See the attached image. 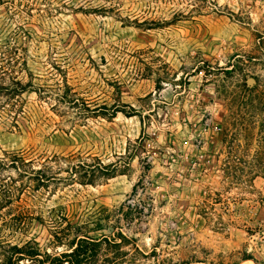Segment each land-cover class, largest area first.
<instances>
[{"label":"rangeland","instance_id":"obj_1","mask_svg":"<svg viewBox=\"0 0 264 264\" xmlns=\"http://www.w3.org/2000/svg\"><path fill=\"white\" fill-rule=\"evenodd\" d=\"M5 50L39 93L0 96V155L53 176L18 195L30 217L6 239L123 234L99 264H264V111L243 102L264 89V0H0Z\"/></svg>","mask_w":264,"mask_h":264},{"label":"trees","instance_id":"obj_2","mask_svg":"<svg viewBox=\"0 0 264 264\" xmlns=\"http://www.w3.org/2000/svg\"><path fill=\"white\" fill-rule=\"evenodd\" d=\"M100 10L105 11L106 9ZM172 21L145 20L139 22L137 19L133 21L130 19L126 20L127 23H134L137 26H163L171 24ZM11 54L12 52L7 53L5 50L3 55H0V96H5L9 100H17L28 91L39 93L38 88L35 90V86L31 81L24 82L19 77L13 75V68H10L9 61L16 59ZM254 79L255 85L247 87L248 90L243 98V102L250 100L249 103H254V110L250 111V115L253 118L257 117L258 110L264 111V89L260 90L257 88L259 86V79L256 77ZM246 95L248 99L245 98ZM255 102H258L257 105ZM261 106L262 108L260 109ZM115 107L111 114L112 116L122 111L119 108L120 106L116 105ZM36 163L38 162L35 158L27 157V154L23 151H9L0 155V264H99L104 245L124 255L127 252L124 250V243L129 240L123 234L113 239L108 237L93 238L89 236L76 238L70 242L67 249L59 252L42 250L39 242L34 238L26 240L22 244L13 243L6 239L12 231V227L19 228L23 226L30 217L20 202L21 197L18 195L26 190V187L31 188L32 182H36V186L41 187L46 186L53 178L51 174L45 171L51 169L47 164H42V167H38ZM12 171H15L21 177L20 185L12 175H9ZM15 202H17L16 208L19 212L11 214V207ZM114 264L117 263L115 262Z\"/></svg>","mask_w":264,"mask_h":264}]
</instances>
